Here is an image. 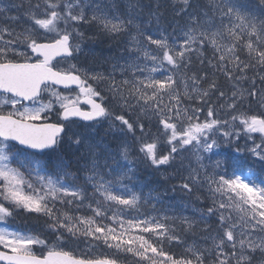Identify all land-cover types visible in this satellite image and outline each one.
<instances>
[{
	"label": "snow or ice",
	"instance_id": "obj_1",
	"mask_svg": "<svg viewBox=\"0 0 264 264\" xmlns=\"http://www.w3.org/2000/svg\"><path fill=\"white\" fill-rule=\"evenodd\" d=\"M22 7L23 3L12 2L0 7V222H6L18 209L40 214L51 222L48 228L57 241L63 240L65 232L103 240L117 253L138 257L141 264H253L257 252L264 256V113L236 111L245 99L258 95L255 76L250 90L240 87L241 81H248L247 73L255 71L264 83V0L254 7L241 0H208L207 5L195 7L192 0H174L175 15L183 18L184 24L172 33L159 28L158 11H150L148 20L149 26L156 20L157 31L140 22L142 9L151 8L140 0H128L124 12L110 0H36L34 4L28 0L23 16L29 26L17 31L20 17L5 13ZM86 24H96L110 34L129 35L126 62L114 65L112 73L82 70L76 64L54 69V58L70 60L82 51L81 44L74 41L85 39L80 28ZM177 29L180 34L174 35ZM206 49L213 52L207 58L208 68L213 77L222 74L231 84L230 95L215 78L203 87V82L209 81L204 68ZM194 57L201 68L189 75ZM117 68L121 75L130 73L132 78L118 83L114 78ZM53 85L69 90L75 86L79 91L74 97L64 95ZM100 85H107L120 114L108 106L110 101L98 90ZM46 90L51 97L44 103L41 94ZM260 100L264 105V96ZM23 101L31 106H24ZM81 101L89 106L87 110L80 107ZM55 105H59V120L48 123L42 113L53 112ZM9 106L11 110L4 112ZM136 108L139 116L132 121L124 110ZM205 108L207 116L201 120ZM220 110L228 118L220 119ZM72 117L93 124L107 120L110 127L119 126L122 136L131 133L144 161L156 169L178 162L179 171H183L188 160V174L182 177L180 189L189 195L193 191L206 193L204 200L211 201L206 210H200V220L150 216L141 211L150 200L158 202V197L145 196L135 185L129 186L134 171L126 139L113 152L74 133V140L69 137L71 144L77 148L83 145L85 151L73 161L76 172L70 171L63 157L51 153L63 142L65 122L71 123ZM141 118L155 119L157 132L146 131ZM137 127L139 137L135 135ZM241 133L249 140L253 133L261 135V142L253 140V147L247 149L258 159L259 170L254 163L235 159L231 165L217 160L208 172L203 154L218 155L213 150L219 147L220 138L238 143ZM10 141L25 147L13 151ZM189 152L196 167L184 155ZM73 205L77 211L87 207L93 215H71L64 210ZM213 217L218 222L214 233L206 223ZM105 219L111 223L105 225ZM177 222L184 232H192L204 222L202 231L210 233L203 238L205 246L188 244L179 258L169 255L160 246L164 241L187 243L175 227ZM113 225H119V230ZM35 245L47 246V241L0 227V264H118V257L81 258L55 247L36 255Z\"/></svg>",
	"mask_w": 264,
	"mask_h": 264
},
{
	"label": "trees",
	"instance_id": "obj_2",
	"mask_svg": "<svg viewBox=\"0 0 264 264\" xmlns=\"http://www.w3.org/2000/svg\"><path fill=\"white\" fill-rule=\"evenodd\" d=\"M10 2L15 4H24V7L17 9H11L9 12L5 13V15L9 16H19L20 20L16 23L15 27L17 29H22L19 25L23 27H28L29 25L25 22V18L23 16L24 11L27 9L28 0H0L1 4H9ZM36 0H32L34 4ZM135 2V0H133ZM142 5H151V8L144 7L142 9V21L145 26L148 25L149 20V12L150 11H158L161 14V19L159 23V28H166L169 33L173 32V28H176L177 25L183 27L184 19L175 15V11L173 8L174 1L171 0H140ZM193 6L195 7L197 4H203L202 0H192ZM244 4L252 5L253 7L259 3V0H241ZM117 3L122 6V11H125V3L123 0H117ZM128 3V0H127ZM159 4V9L156 8V5ZM5 6V5H4ZM2 6V7H4ZM1 7V6H0ZM182 7V5H181ZM150 30L155 32L157 31L156 20L152 21ZM83 33L85 39L83 41H74V43H81L85 46L86 52L84 55H77L74 59H70L72 63L75 62L84 65L87 67H93L98 73H104L105 75L113 72V63L122 61V56L126 58L125 49L127 46L126 35H116L104 32L100 28H98L95 24L91 25H83L82 26ZM42 33H40L41 35ZM174 34V33H173ZM43 36V35H41ZM29 56L32 59L35 57L31 54L30 50H28ZM213 56V52L211 49L205 50V65L204 68L208 71L209 81L203 82V87H207V83L210 82L213 78L217 80L219 83L221 90L228 91L230 89V83L225 79L222 74L216 73L215 77H213V70L208 68L207 66V58H211ZM124 58V59H125ZM18 60L23 61V58H18ZM54 64H59V61ZM113 64V65H112ZM55 65V66H56ZM201 68L199 60L195 57L193 58V66L189 71V75L192 72L197 71ZM131 75V74H129ZM249 79L248 81H241V85L243 88H251L249 85L252 81V77H256V88H258L259 83L263 86L264 83H261L258 79L259 75L256 74L255 71H250L247 73ZM124 75H121L117 70L114 73V78L116 81L121 80ZM123 81V80H121ZM249 85V86H248ZM56 91L61 92L62 94H67L70 90H62L55 88ZM98 90H102L105 94L106 98L109 99V107L115 108L116 114H120V109L117 106L115 101L111 100V93L107 91V85H100ZM261 96H264V91L259 89ZM47 90L43 93V98L49 101V94H47ZM72 92V91H71ZM228 93V92H227ZM214 97V96H213ZM247 108V114H262L264 111L260 110L259 103L252 100H245ZM255 105V106H254ZM254 106V108L252 107ZM207 109V108H205ZM204 109V110H205ZM264 110V109H263ZM128 113L130 120L135 121L139 116L138 108L134 111L125 109ZM47 115V120L52 122H58L59 120V105H55V110L53 112H49L47 114H43L42 116ZM142 122L145 124V130L150 131L155 134L157 132V121L153 119L149 122L147 119L141 118ZM67 131L63 134V142L58 144L56 147L55 153H51L53 156H61L63 157L66 163L70 164L69 170L72 172H76V166L73 163L76 156L85 151L83 145L77 148L75 145L71 144L69 137L75 139L74 133L83 134L89 142L98 143L102 149H108L115 152L118 149V146L122 140H127L129 146V160L133 161L131 165L133 167L134 175H131V182L129 186L135 185V190L143 191L145 196L151 194L153 197H158L157 200H150L147 205L141 208L142 212H145L147 215H167L169 217L172 216H189L195 220H200V210H206L208 206H210V200H204V195L199 191H193L190 195L182 191L179 187L184 181L182 179L185 176L184 170L179 171V163L173 164L172 167H161L160 169L154 168L149 162L144 161L142 154L139 152V142L135 141L132 134L129 133L127 137L122 136L120 131H118L117 127H110V122L105 120L102 123L96 124H88L82 121H78L75 119H71V123L65 122ZM136 137H139L141 133L137 127ZM117 138V139H116ZM12 146V150H20L23 148H19L17 145L10 142ZM48 151V150H47ZM163 151H167V148H164ZM248 153H237L233 151L229 153V155L224 159L227 164H232L235 159H240L243 161H247L250 164L254 163V166L257 168L260 166L258 159H254L248 157ZM230 160V161H229ZM83 176V173H80ZM264 176V175H262ZM127 182V181H126ZM92 189L89 187L88 192L91 193ZM197 197H200L199 199ZM88 201H85V205H87ZM153 204H155V211H153ZM65 211H68L71 215H81V216H92L93 213L87 209V207H80L79 210H76V206L73 205L70 208L65 207ZM108 217L112 216V212L109 211L107 213ZM130 218V216H126V219ZM143 219L144 217H140ZM51 222L48 220L46 216L32 213L29 214L22 209H18L14 211V215L6 222H0V227H9V229H15L19 231H24L30 233L32 235H38L41 239H45L47 241V246L43 245H35L33 246V251L36 255L45 254L50 247H55L58 250L71 252L74 256H78L81 258H117L118 264H141V261L138 257H135L131 253L119 252L117 253L115 248H109L106 244H104L103 240L94 241L91 238H85L82 235L71 236L67 232L64 233V238L62 241H57L56 236L50 231L48 228V224ZM105 225L111 223L110 220L105 219L103 221ZM206 223L210 226L211 232L214 233L217 229L218 222L215 217L206 221ZM119 230V225H113ZM175 227L177 231L181 233L182 238L186 240L185 245H176L175 243H168L164 241L162 246L165 251L168 252L169 255H173L176 258H179L183 253L184 249L188 244H199L200 246H205L204 237L209 235L210 233L202 231L204 227V222H201L192 232H184L183 228L180 226L179 222L176 223ZM147 235V234H145ZM152 239H155L152 237ZM210 243V242H209ZM261 261L264 264V256H261L259 252L256 253L255 259L253 260V264H259ZM143 264H149V262L144 261Z\"/></svg>",
	"mask_w": 264,
	"mask_h": 264
},
{
	"label": "rangeland",
	"instance_id": "obj_3",
	"mask_svg": "<svg viewBox=\"0 0 264 264\" xmlns=\"http://www.w3.org/2000/svg\"><path fill=\"white\" fill-rule=\"evenodd\" d=\"M123 1H124L125 4H127V0H123ZM171 1H174V0H171ZM110 2L113 3V4H115V5H117L120 9H122V6L120 7V5L117 3V0H110ZM202 3H203V4H200V3H199V5H207V4H208V0H207V1H206V0H202ZM205 3H206V4H205ZM4 5H7V4H6V3H4V4H1V3H0V6H1V7L4 6ZM126 10H127V9L125 8V11H126ZM121 12H123V11L121 10ZM89 15H91V13H89ZM152 21H155V19H152ZM95 25H96V24H95ZM19 26L22 27V29H17V31H22V30L25 28V27H23V26H21V25H19ZM62 26H63V25H61V27H62ZM96 26H97V25H96ZM80 31L83 32L82 27L80 28ZM41 33H42L41 35H43L42 30H41ZM133 33H134V30H133ZM179 34H180L179 29H177V31L174 33V35H179ZM126 36H127L126 41H128V39H129V35H126ZM125 45L128 47V43H125ZM22 50H23V49H22ZM125 62H126V58L123 59L122 61H119V62H115V61H114L113 64H114V65H117V64H123V63H125ZM69 64H75V62L72 63L71 61H68V62H65V65H61V66H62V67H65V66H69ZM113 64H112V65H113ZM114 65H113V66H114ZM85 68H86V67H85ZM86 69H88V70H90V71H92V72H96L95 70H93V67H92V66L89 67V68L87 67ZM116 70H117L119 73H121L120 70H119V68H117ZM129 74H130V73H129ZM129 74L124 75V77H122L121 80H124V79H131L132 77H131V75H129ZM258 79H259V77H258ZM121 80H118L117 82L119 83V82H121ZM249 85H251V83H250ZM249 85H248V86H249ZM261 85H262V84L259 83L258 88H256V89H257V92H258V95H257V97L255 98V101H256L257 103H259L260 110H261V111H264V110H263V109H264V105L261 104V100H260L261 93H260V91H259V89H260L261 91H264V84H263V86H261ZM240 87L243 88L241 84H240ZM243 89L250 90V89H248V88H243ZM231 91H232V87H231V85H230V89L227 91L229 95L231 94ZM47 94H49L48 97L50 98V97H51V93H50V91H48ZM64 95H70V96H73V97L76 96L74 92H67V94H64ZM245 95H247V93H245ZM212 99L215 100L216 97L214 96ZM245 100H247V99H245ZM245 100H244L241 104H239V105L237 106V110H236L237 113H241V112H243V113H247L248 105H246ZM41 101L44 102V103H47V102H48L47 100H45V98H43V100L41 99ZM223 103H224L223 101H220V102H219V104H223ZM219 104H217V108H218V109H219ZM23 105H24V104H23ZM24 106H31V105H24ZM254 106H255V105H254ZM254 106H252V107L254 108ZM5 110H6L7 112L10 111V110H11L10 106H9V107H5ZM21 110H22V109H21ZM138 111H139V108H138ZM43 114H44V113H42V115H43ZM254 114H255V113H254ZM229 115H231V113H230ZM248 115H253V114H248ZM257 115H258V114H257ZM206 116H207V109L204 110V114L200 117L201 120H203ZM219 118H220V119H226V118H228V117L225 116V113H224L223 110H220V111H219ZM237 123H238V122H237ZM118 131H120V130H119V127H118ZM251 136H252V140H249L247 135L241 133V136L239 137V142L237 143L236 140L234 139L233 142L230 143V144L227 143L223 138H220V139L218 140L219 147L213 150V152L217 153L218 155H213L212 153H204V154H203V155L205 156V159H204L203 163L207 166V170H208V172H211V171L213 170V166H214V164H215V162H216L217 160H220V161H222V162H225L224 159L229 155V153H231V152H233V151H236L237 148L243 149V151L240 152V153H241V154H244V153H247V149H248V148L253 147V142H252L253 140H254L256 143H260V142H261V135H260L259 133H253V134H251ZM163 140H166V137H164ZM248 154H249V153H248ZM184 155H185V156H188V157L193 161L192 166H193V167H196V165H195V163H194V157H191V153H190V152H189V153H185ZM248 157L254 158V157L251 156V154H249ZM254 159H257V158H254ZM229 161H230V160H229ZM188 163H189L188 160H185V161H184V164H185V168H184L185 176L188 174V170H187V165H188ZM230 165H231V164H230ZM259 168H260V166L258 165L257 169L259 170ZM229 170H231V169L229 168ZM262 175H264V173H262ZM257 235H259V234H257ZM259 264H263V262L261 261V263H259Z\"/></svg>",
	"mask_w": 264,
	"mask_h": 264
},
{
	"label": "water",
	"instance_id": "obj_4",
	"mask_svg": "<svg viewBox=\"0 0 264 264\" xmlns=\"http://www.w3.org/2000/svg\"><path fill=\"white\" fill-rule=\"evenodd\" d=\"M57 58H59V57H57ZM57 58H54V59H57ZM55 69V68H54ZM57 70V69H56ZM55 86V85H54ZM57 86V85H56ZM59 88H63V89H65L64 88V86L63 85H59L58 86ZM73 87H75V86H72L71 88H73ZM81 103H83V104H86V103H84L83 101H81ZM87 105V104H86ZM88 106V105H87ZM89 107V106H88ZM84 110H86V109H84ZM72 118H75V119H78V120H81L79 117H72ZM83 121V120H82ZM84 122H87V121H84ZM34 123H38V122H34ZM48 123H51V122H48ZM11 142H13V143H15L17 146H19L20 148H24L25 146H22V145H19V143L18 142H16V141H11ZM29 151H35V150H29ZM46 151V150H45Z\"/></svg>",
	"mask_w": 264,
	"mask_h": 264
},
{
	"label": "flooded vegetation",
	"instance_id": "obj_5",
	"mask_svg": "<svg viewBox=\"0 0 264 264\" xmlns=\"http://www.w3.org/2000/svg\"><path fill=\"white\" fill-rule=\"evenodd\" d=\"M81 47H82V46H81ZM81 52H82V51H81ZM80 54H83V52H82V53H80ZM63 61H65V60H63ZM81 64H82V67H81V69H82V70H84V69H86V68H87V67H86V68H84L85 66H84V64H83V63H81ZM78 91H79V89H78ZM81 107H82V108H84V109H88V107H87L86 105H84V104H81ZM3 111H4V112H6L5 108H3Z\"/></svg>",
	"mask_w": 264,
	"mask_h": 264
},
{
	"label": "bare ground",
	"instance_id": "obj_6",
	"mask_svg": "<svg viewBox=\"0 0 264 264\" xmlns=\"http://www.w3.org/2000/svg\"><path fill=\"white\" fill-rule=\"evenodd\" d=\"M207 1V0H206ZM206 4V3H205ZM117 139V138H116Z\"/></svg>",
	"mask_w": 264,
	"mask_h": 264
}]
</instances>
